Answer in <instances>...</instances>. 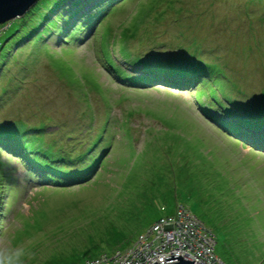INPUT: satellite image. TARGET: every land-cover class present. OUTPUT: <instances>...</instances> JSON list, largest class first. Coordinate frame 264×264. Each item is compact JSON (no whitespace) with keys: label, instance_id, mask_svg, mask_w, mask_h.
<instances>
[{"label":"rangeland","instance_id":"rangeland-1","mask_svg":"<svg viewBox=\"0 0 264 264\" xmlns=\"http://www.w3.org/2000/svg\"><path fill=\"white\" fill-rule=\"evenodd\" d=\"M66 1L37 3L57 5L41 36L0 35V118L12 144L39 145L49 183L23 150L0 151V264H85L176 205L220 262L264 264V138L222 123L249 122L240 105L264 91V0ZM177 52L212 77L155 80Z\"/></svg>","mask_w":264,"mask_h":264},{"label":"built area","instance_id":"built-area-1","mask_svg":"<svg viewBox=\"0 0 264 264\" xmlns=\"http://www.w3.org/2000/svg\"><path fill=\"white\" fill-rule=\"evenodd\" d=\"M213 248L210 231L205 230L184 206H178L172 216L153 224L131 248L115 255L113 264H162L160 257L175 255H180L185 261H193V264H222Z\"/></svg>","mask_w":264,"mask_h":264},{"label":"trees","instance_id":"trees-1","mask_svg":"<svg viewBox=\"0 0 264 264\" xmlns=\"http://www.w3.org/2000/svg\"><path fill=\"white\" fill-rule=\"evenodd\" d=\"M44 1L46 2L48 0H44ZM67 1H69V0H67ZM67 1L64 2V4H67ZM45 2H43L41 4H37L36 6H34V8L31 9L29 13H26L24 15V18H21V19L16 18L13 21H10L8 23H5L4 25H10V27L6 31L2 32V34H0L1 36L6 37L3 41H6V40L10 39L11 37H13L18 32H22V34L24 35V37H27V35H28V37H31V36H34L35 37L36 35L41 36V34L38 33V29L41 28V26L43 25V23H42L43 20L45 19L44 21H46L49 18L48 17L49 14L53 15L57 11L56 10L57 9V5H56L51 11L48 10L46 14L45 13L43 15L39 14L40 12H37L38 7H43L45 5ZM61 14H62V12H61ZM84 16L85 15H83L82 17H84ZM30 25H34V27H32V29L31 28H28V26H30ZM50 27L51 26H48L47 28H50ZM17 37L19 38L18 35H17ZM200 69H201V71L199 73H197L196 76H194V77H176V76L172 75L170 72L166 71V68H165L164 70H156V72L153 74V78L155 80L156 79L160 80L161 77H163V76H172V77H174V80H171V82H170L171 84L170 83L169 84L172 85V86H174V87H177V88L179 87V88L183 89V88H185V87H187L189 85L190 86L191 85H200L201 83L207 82V79L206 78L210 79V77H212V75H210L211 73L208 72L209 71L208 69L204 68L203 66H200ZM197 93H199V92H197ZM199 94H197V95H199ZM259 97L264 98V91L260 94ZM223 113L226 114L225 117L230 116L229 114H227L224 111H223ZM222 123L225 124L230 129V131L232 133L234 132L236 134H239L242 137L251 136V133H254L252 131V129H251V124L248 121H245V122H243L241 120H240V122H238V121H235V122H232V121H224L223 122L222 121ZM260 138H264V137H261L260 136ZM19 145H20V149L23 150L24 156L28 158L27 161L29 162V165H30L29 167L30 168H32V166H35L36 167V165L34 164L36 162V159L33 157V155H35V157H38L39 158V153L41 152V151H39L40 150L39 149V145H37L35 149H34V145L33 144H30L28 147H24V143H21ZM10 147H12V149L18 148L17 146H15L14 144H12L11 143V140L8 139L7 136H6L5 137V140H4V148L9 149ZM42 151L45 153V155L46 154L49 155V152L47 150H42ZM101 160H100V162H101ZM35 167L32 168L34 170V172H31L30 174L31 175H34V174H36L35 172L37 171L42 176L43 175V173H41L42 170H39L37 167L36 168ZM95 169H96V167H95ZM95 169L92 172V174L93 173H96V170ZM1 192H2V188H1V185H0V194H1ZM38 197L39 196L37 195V198ZM185 209H187V208L185 207ZM187 210L191 213V211L189 209H187ZM174 211H173V213H174ZM173 213L172 214H169V215L162 216L161 218L155 220L154 223H152V225L147 229V231H149L152 228L153 224L157 223L159 220H162V218H167L169 216H172ZM19 216H20V214L16 215V219L15 220H16V223L18 222L20 224V226L19 227H15L13 230H17L18 228H22V225L19 222L20 221L19 220ZM57 221L59 222V220H57ZM200 224L202 225L201 222H200ZM205 230H207V229H205ZM137 239L134 240L133 242H131L129 245H127V247H125L123 249H120V250H117V251H115L116 249L115 250L113 249L110 252H102V251H100L98 254H96L94 256L95 258H92L91 260L90 259L86 260V258H84L83 261L85 262V264H88V263H91V262L94 263L95 261H98V258L99 259H102V261H106V262L109 259H111V263L113 264L114 263L113 258L115 257V255L118 252H121V251L124 252L127 249L131 248V246L133 245V243H135L137 241ZM71 243H72L71 245L74 246L76 242L75 243L71 242ZM102 255L105 257L104 259L101 258ZM99 264H103V263L100 262Z\"/></svg>","mask_w":264,"mask_h":264},{"label":"snow or ice","instance_id":"snow-or-ice-1","mask_svg":"<svg viewBox=\"0 0 264 264\" xmlns=\"http://www.w3.org/2000/svg\"><path fill=\"white\" fill-rule=\"evenodd\" d=\"M43 27V25H42ZM55 31L50 29L48 35ZM166 71L176 77H194L201 71L200 66L194 64L188 57L177 52L169 61V66ZM251 124L252 131L264 137V98L255 95L247 97L245 103L240 105ZM17 135V129L12 121L0 118V151H7L4 148L5 137H13ZM162 264H169L168 257H160ZM176 264H183L182 261H177Z\"/></svg>","mask_w":264,"mask_h":264},{"label":"water","instance_id":"water-1","mask_svg":"<svg viewBox=\"0 0 264 264\" xmlns=\"http://www.w3.org/2000/svg\"><path fill=\"white\" fill-rule=\"evenodd\" d=\"M40 0H0V25H4L16 18L23 17L31 8L34 7ZM169 264H176V262L182 261L183 264H193V261L183 260L179 255L169 256ZM157 264V263H153Z\"/></svg>","mask_w":264,"mask_h":264},{"label":"clouds","instance_id":"clouds-1","mask_svg":"<svg viewBox=\"0 0 264 264\" xmlns=\"http://www.w3.org/2000/svg\"><path fill=\"white\" fill-rule=\"evenodd\" d=\"M185 207V206H184ZM158 264V263H157Z\"/></svg>","mask_w":264,"mask_h":264}]
</instances>
